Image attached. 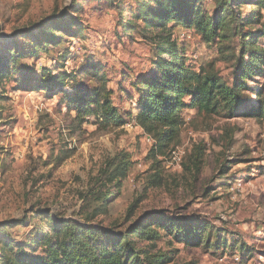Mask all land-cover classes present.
<instances>
[{"label":"rangeland","instance_id":"1","mask_svg":"<svg viewBox=\"0 0 264 264\" xmlns=\"http://www.w3.org/2000/svg\"><path fill=\"white\" fill-rule=\"evenodd\" d=\"M239 1L243 17L259 10L258 0ZM146 2L0 0V54L9 49L21 54L0 78V264H8L22 246L33 256L45 255L42 238L55 219L124 229L130 212L131 220L160 212L167 219L187 222L189 229L210 224L198 247L187 244L185 234L178 241L157 227L158 248L173 255L171 264H234V255L242 256L240 247L264 248V118L244 117L241 112L229 119L205 117L188 106L180 113L186 125L179 140L169 145L165 156H158L164 160L163 184L149 186L157 169L151 152L156 141L148 140L133 119L141 100L134 85L152 71L156 53L149 28L137 17ZM201 5L205 13L215 12V0H202ZM257 27L247 24L221 45L205 43L195 26L175 25L172 34L195 70L215 63L232 83L243 39L259 35L264 47V34ZM42 28L44 34L35 37L33 32ZM48 38L52 40L46 42ZM42 40L45 45L39 46ZM88 63L99 64L106 73L113 101L129 119L125 126L104 129L90 117L81 128L73 127L76 112L68 108L65 95L73 93L74 85L95 86L79 74ZM63 73L71 76L65 77L68 85L61 91L51 76ZM257 78L249 84L262 88L264 96V71ZM246 95L258 105L254 93ZM175 147L182 151L180 163L169 160ZM199 149V173L194 168L185 171L193 166L190 156ZM125 154L131 162L128 174L120 184L107 183V169ZM105 191L110 193L107 212L85 222L86 215L102 204L97 197ZM230 240L243 244L231 249Z\"/></svg>","mask_w":264,"mask_h":264},{"label":"trees","instance_id":"2","mask_svg":"<svg viewBox=\"0 0 264 264\" xmlns=\"http://www.w3.org/2000/svg\"><path fill=\"white\" fill-rule=\"evenodd\" d=\"M150 1H154V4L151 5ZM215 2L216 9L211 15L204 12L202 0H147L139 10L137 17L143 19L145 28H149L148 37L156 50L152 71L134 85L141 100L139 110L133 119L146 134L156 140L151 152L157 169L148 180L150 187L163 184L161 165L164 160L158 159V156H165L169 145L179 140L186 125V120L180 113L188 106L196 108L205 117L221 115L229 119L241 112L244 117L264 118L262 88L249 84L250 80H257V77L263 76L264 47L259 43V35H253L247 40L250 37L248 35L243 39L241 56L230 83L221 76L215 63L208 64L199 71L189 65L185 49L172 34L175 25L195 26L205 43L216 42L218 45L227 38L240 34L247 24L258 26L256 31L264 34V15L261 13V9H264V0H258L255 5L259 10L247 17H243L240 12L239 0ZM170 23L173 25L169 26ZM43 29L37 33L33 32L34 36L41 37L45 32ZM48 39L46 42L52 40ZM42 44L43 40L39 42V46ZM219 49L220 54L224 52ZM37 53V49H34V54ZM246 53L250 55L248 60ZM20 57L21 54L12 53L10 49L1 52L0 78L7 74L10 61H17ZM224 59L227 60L228 57L224 55ZM79 74H83L81 78L87 76L95 86L74 85L73 93L65 95L68 108L76 112L74 121L77 123L73 127L81 128L90 121V117H95V123L104 129L125 126L129 119L123 117L115 105L112 99L114 91L108 86L109 79L102 67L96 63H88ZM66 76L69 77L71 74H56L51 77L55 85L64 89L68 85ZM249 91L258 97V105L250 103L252 99L248 100L246 94ZM225 131V136H228L231 129ZM200 150L194 151L190 156L193 166L187 165L185 171L194 168L199 173L202 163ZM130 164L128 154L123 155L107 169L109 172L106 182L120 184L122 178L128 174ZM233 165L231 162L227 166V175ZM109 195L110 193L105 191L97 197V201L102 204L86 215L85 222L90 223L100 214L107 212ZM133 215V212L129 213L124 229L121 228L122 225L113 224L108 228H97L72 219H55L50 231L42 238L43 244L47 246L45 255L33 256L22 246L21 251L8 259V264H171L173 255L163 253L158 248L157 227L166 230L168 235H174L178 241H181L185 234L187 244L198 247L205 238L203 231L210 226L204 224L199 228L189 229V225L185 224L187 222L183 223L174 217L167 219L155 211L143 213L131 220ZM241 244L243 242L231 241V249L239 248ZM240 248L244 254L243 258H247L250 254L249 247Z\"/></svg>","mask_w":264,"mask_h":264},{"label":"crops","instance_id":"3","mask_svg":"<svg viewBox=\"0 0 264 264\" xmlns=\"http://www.w3.org/2000/svg\"><path fill=\"white\" fill-rule=\"evenodd\" d=\"M254 105H257V101L256 100H252ZM245 110V109H242ZM229 175H227V179H228ZM229 181V179H228ZM264 233V232H263ZM231 235H230V239H231ZM264 237V236H263ZM264 248H260L257 247L256 249H250V254L247 258H243L244 254L242 253V256L240 258H238L239 256H237L236 254L234 255V258L236 262H234V264H253V260L255 261H259L258 264H264ZM255 255L259 256V258H255ZM244 260V261H243Z\"/></svg>","mask_w":264,"mask_h":264},{"label":"built area","instance_id":"4","mask_svg":"<svg viewBox=\"0 0 264 264\" xmlns=\"http://www.w3.org/2000/svg\"><path fill=\"white\" fill-rule=\"evenodd\" d=\"M148 140H150L151 142H153V141L155 142L156 141L155 139L152 138L151 135H149ZM181 157H182L181 149L179 147H175L170 152L169 160H171L172 163H174V162L175 163H180L182 161Z\"/></svg>","mask_w":264,"mask_h":264}]
</instances>
